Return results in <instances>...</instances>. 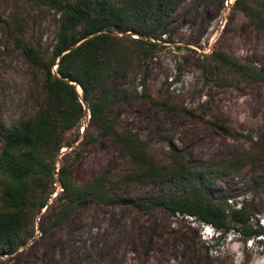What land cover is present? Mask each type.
Masks as SVG:
<instances>
[{
	"label": "rangeland",
	"instance_id": "rangeland-1",
	"mask_svg": "<svg viewBox=\"0 0 264 264\" xmlns=\"http://www.w3.org/2000/svg\"><path fill=\"white\" fill-rule=\"evenodd\" d=\"M235 1L221 5L216 0H180L169 21L172 43H160L128 86L130 92H144L155 102L130 97L110 110L121 126L144 140L155 163L166 164L172 148L182 151L191 164H215L264 145V28L255 27ZM254 1L264 6V0ZM58 28L59 16L48 6L0 0V132L34 118L46 93L42 72L27 59L21 42L48 61ZM213 52H225L256 68L258 79L211 74L206 56ZM120 75L112 84L127 88V79ZM84 109L55 156L45 204L34 213V237L12 254H0V264H264V235L245 239L231 231L220 239L216 231L210 238L202 223L156 206L87 203L73 210L66 222H54L63 198L62 166H72L77 184L104 170L110 180L119 181L133 168L107 139L85 143L89 118ZM3 145L0 136V153ZM211 188L215 196L228 197L229 204L245 205L253 213L251 224L258 220L264 228V165L217 175ZM112 194L139 202L159 196L160 190L150 183L125 182ZM171 232L183 242L180 254L164 252L162 240L156 238Z\"/></svg>",
	"mask_w": 264,
	"mask_h": 264
},
{
	"label": "trees",
	"instance_id": "trees-1",
	"mask_svg": "<svg viewBox=\"0 0 264 264\" xmlns=\"http://www.w3.org/2000/svg\"><path fill=\"white\" fill-rule=\"evenodd\" d=\"M30 1L54 10L59 28L48 61L31 45L21 42L27 59L42 72L46 93L34 118L0 132L4 140L0 153V254H12L34 237V213L45 204L43 194L52 182L55 156L65 134L80 123L84 106L90 116L85 143L107 139L133 168L119 181L110 180L109 172L104 170L95 179L77 184L72 166H62L59 180L63 198L53 214L54 222H66L73 210L87 203L138 209L156 206L210 226L220 239L231 231L245 239L263 236L264 228L258 220L251 224L253 213L245 205H232L228 197L215 196L211 185L217 175H229L245 165H264V145H256L255 152L215 164H191L182 151L172 148L168 162L158 164L147 155L144 140L110 114L112 108L130 97L154 101L144 92H130L128 86L160 43H172L169 21L180 0ZM216 1L222 5L225 0ZM235 6L255 27L264 28V6L254 0H236ZM115 34L129 36L120 38ZM206 61L211 74L227 72L258 79L256 68L239 63L225 52H213ZM121 73L128 84L127 88L117 89L112 80ZM125 182L154 184L160 195L139 202L121 200L112 192Z\"/></svg>",
	"mask_w": 264,
	"mask_h": 264
},
{
	"label": "bare ground",
	"instance_id": "bare-ground-1",
	"mask_svg": "<svg viewBox=\"0 0 264 264\" xmlns=\"http://www.w3.org/2000/svg\"><path fill=\"white\" fill-rule=\"evenodd\" d=\"M80 92V90L78 89ZM180 236L174 232H171L166 235H162L160 233L157 234L156 238L161 239L162 241V250L164 252L174 253L179 252V254L183 251V242L179 238ZM188 264H194L193 261H190Z\"/></svg>",
	"mask_w": 264,
	"mask_h": 264
},
{
	"label": "clouds",
	"instance_id": "clouds-1",
	"mask_svg": "<svg viewBox=\"0 0 264 264\" xmlns=\"http://www.w3.org/2000/svg\"><path fill=\"white\" fill-rule=\"evenodd\" d=\"M203 225H205V224H203ZM204 233L208 236V237H210V238H212V237H214V235L217 233L216 232V230H214L213 228H211L210 226H206L205 225V227H204ZM213 233V234H212ZM217 235V234H216Z\"/></svg>",
	"mask_w": 264,
	"mask_h": 264
},
{
	"label": "water",
	"instance_id": "water-1",
	"mask_svg": "<svg viewBox=\"0 0 264 264\" xmlns=\"http://www.w3.org/2000/svg\"><path fill=\"white\" fill-rule=\"evenodd\" d=\"M128 34H130V33H128ZM58 61H59V60H58ZM58 61H57V62H58ZM56 65H57V64H56ZM72 84H75V83H72ZM78 89L80 90L79 86L76 85V90H77L79 96H81V90H80V92H79ZM82 104H83V103H82Z\"/></svg>",
	"mask_w": 264,
	"mask_h": 264
},
{
	"label": "built area",
	"instance_id": "built-area-1",
	"mask_svg": "<svg viewBox=\"0 0 264 264\" xmlns=\"http://www.w3.org/2000/svg\"><path fill=\"white\" fill-rule=\"evenodd\" d=\"M134 37V36H133ZM87 112V116H88V118H90V116H89V112L88 111H86Z\"/></svg>",
	"mask_w": 264,
	"mask_h": 264
}]
</instances>
